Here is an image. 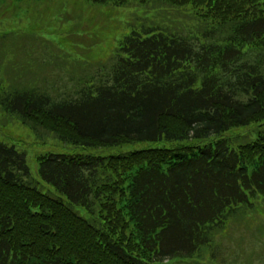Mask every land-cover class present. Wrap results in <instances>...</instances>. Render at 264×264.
<instances>
[{
    "label": "trees",
    "instance_id": "16d2710c",
    "mask_svg": "<svg viewBox=\"0 0 264 264\" xmlns=\"http://www.w3.org/2000/svg\"><path fill=\"white\" fill-rule=\"evenodd\" d=\"M88 1L139 13L108 69L0 81L2 120L67 151L36 157L43 192L0 142V264H221L264 218V0Z\"/></svg>",
    "mask_w": 264,
    "mask_h": 264
},
{
    "label": "rangeland",
    "instance_id": "374dc122",
    "mask_svg": "<svg viewBox=\"0 0 264 264\" xmlns=\"http://www.w3.org/2000/svg\"><path fill=\"white\" fill-rule=\"evenodd\" d=\"M31 1L0 0V34L15 31L0 41V81L14 88L27 83L34 87L38 82L53 94L52 88L71 91L66 78L70 65L83 79L99 74L103 67L108 69L119 42L139 14L130 10L132 6L97 5L88 0ZM2 117L0 111V142L26 155L34 180L47 192L51 188L38 176L36 157L66 153V149L39 144L28 127ZM217 242L221 264H264V218L257 216L249 224L245 219L233 220Z\"/></svg>",
    "mask_w": 264,
    "mask_h": 264
}]
</instances>
